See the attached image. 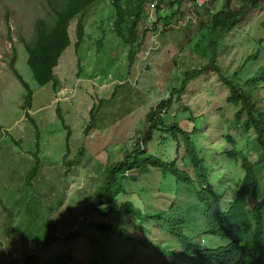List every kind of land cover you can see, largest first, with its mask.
<instances>
[{
	"label": "rangeland",
	"instance_id": "obj_1",
	"mask_svg": "<svg viewBox=\"0 0 264 264\" xmlns=\"http://www.w3.org/2000/svg\"><path fill=\"white\" fill-rule=\"evenodd\" d=\"M131 1L134 0H121L120 3L126 8ZM157 3L158 0H151L142 6L141 15L150 22H143V18L139 21L137 43L142 29L151 27L158 17L171 14V10L163 8V3L156 10ZM222 4L223 0H209L206 7L217 9ZM199 6L183 3L168 25L162 21L157 30L146 32L129 62L128 47L112 28L115 16L112 1L96 0L83 15L84 35L77 45L76 20L70 21V45L53 69L56 82L53 88L51 82L38 85L33 79L19 40L20 36H29L33 19L45 14V2L0 0V250L6 260L0 264H117L121 259L133 256L131 243L123 237L110 234L104 238L94 232L97 242L92 246L80 242L84 241L82 238L66 243L64 236L68 232L60 226L55 233L56 240L38 249L36 244L44 241L40 234H47L45 219L57 225L68 212L74 221L81 219L83 203L90 200L102 184L106 165L131 149L140 135L141 120L151 107L167 97L166 87L173 80H179L185 68L199 62L194 48L206 31L199 30L200 22L207 23L205 12ZM128 14L126 10V16ZM254 17L264 19V1L259 10L249 14L242 27L249 26V20ZM237 33L228 38V49L218 56L224 68L235 69L243 56L255 48L246 36H237ZM261 45L264 46V40ZM13 48V65L32 91L31 105L27 109H22L26 91L9 68ZM262 64L264 54L251 71ZM217 79L215 72L209 70L202 80L196 82L200 89L198 93L191 94L196 84L189 86L184 103L188 113L193 111L195 115H204L199 117V122L215 126L208 129L210 140L228 149L231 145L222 138L223 134L231 133L240 141L246 135L233 131L234 126L223 120V115L220 118L218 105H222L221 109L226 113L231 114L232 110L223 102L224 90ZM258 96L261 97L259 105L264 108V83ZM103 99L108 101L101 103L91 120V108ZM179 105L184 107L181 102ZM179 105L172 103L167 116L182 109ZM179 119L182 126L188 125L185 114ZM90 120L93 125L86 130ZM155 144L158 146L155 141L145 149L152 151ZM171 152H174L173 146L165 143L163 156L172 157ZM36 161V173L28 180L27 175ZM232 169L236 167L225 164L226 177L220 179L225 182L224 186L234 182V175L230 173ZM157 181V177L149 176L143 182L144 191L137 188L140 184L129 183L127 193L119 195L117 203L131 200L142 211L168 208L172 193L159 189L161 186H157ZM211 182L213 187L219 183ZM31 216L35 221L29 224ZM109 218L114 220V216ZM120 221L126 224V220ZM127 228L133 229L131 226ZM158 229L146 222L138 232L140 236L159 243L163 236ZM32 233L33 237L26 236ZM195 239L208 247L224 243L210 235L197 234ZM138 246L129 264H152L159 258L151 246ZM31 254L36 255L37 260H33ZM169 263V260L164 261V264ZM178 263L179 260L172 262Z\"/></svg>",
	"mask_w": 264,
	"mask_h": 264
},
{
	"label": "trees",
	"instance_id": "obj_2",
	"mask_svg": "<svg viewBox=\"0 0 264 264\" xmlns=\"http://www.w3.org/2000/svg\"><path fill=\"white\" fill-rule=\"evenodd\" d=\"M43 1L45 14L36 16L31 23L29 36H20L19 40L26 52V64L33 79L38 85L51 82L55 88L53 69L62 52L70 45V21L76 20L74 32L77 45L84 35L83 15L96 0ZM111 1L115 12L112 28L127 45L129 62L135 56L146 32L157 30L162 21L165 26L168 25L183 3L191 2L196 7L201 5L207 23L200 22L199 30L206 31L194 48L199 62L185 68L179 80H173L166 87L167 97L151 107L141 120L140 135L131 149L125 150L115 162L106 165L102 184L91 199L83 203L81 219L74 221L69 212L57 225L45 219L48 231L46 235L40 234L44 241L37 243L36 249L46 247L56 240L55 233L60 226L68 232L64 236L66 243L82 238L84 241L80 242L92 246L97 242L94 232H99V236L104 238L112 234L127 239L131 243L133 256L139 244L151 246L159 256L152 264H164L168 260L169 264L174 260H179L178 264H264V108L260 107L261 97L258 96L264 83V64L251 71L264 54V46L261 45L264 40V19L257 20L254 17L249 20V26L242 27L249 14L259 10L264 0H223L217 9L206 7L209 0L200 4L199 0H158L156 10L163 3V8L171 10V14L158 17L151 27L142 29L138 43L139 21L143 18V22H150L149 18L142 17V6L151 0H134L126 8L122 7L121 0ZM126 10L129 11L127 16ZM237 31V36H246L255 48L243 56L235 69L224 68L218 56L221 51L228 49V38ZM12 50L9 68L26 91L22 109H27L31 105L32 91L13 65L15 50ZM209 70L217 75L220 87L225 92L223 102L232 110L231 114L226 113L221 109L222 105H218L220 118L223 115V120L234 126L233 131L246 135L240 141L231 133L223 134L222 138L231 145L228 149L210 140L208 129L212 126L214 129L215 126L199 122V117L204 115H195L193 111L188 113L184 103V95L189 86L193 84L194 87ZM195 87L191 94L199 92L197 84ZM106 101L100 100L99 105L91 108V120L101 103ZM174 102L178 105L181 102L184 107L179 105L182 109L167 116ZM181 114H185V120H188L186 127L178 122ZM91 120L86 130L92 124ZM205 126L206 129H203ZM155 141L158 146L155 144L152 151L150 148L145 149ZM165 143L173 146L174 152L170 153L172 157L163 156ZM225 164L236 167L230 171L234 175V182L229 186H224L225 182L220 180L226 177L223 171ZM37 166L36 161L27 175L28 180L36 173ZM149 176L157 177V186H161L159 189L172 193V202L168 208L142 211L131 200L117 203L118 196L127 193L126 187L131 182L140 184L137 188L144 191L143 182ZM212 180L219 183L213 187ZM249 202L253 203L249 205ZM109 216H114V220ZM120 220H126V224ZM34 221L35 217L31 216L28 223ZM146 222L159 228L163 241L152 242L140 236L138 231L145 227ZM73 225H76L75 228H72ZM127 226L133 229L129 230ZM33 234L26 236L33 237ZM197 234L217 237L224 243L216 247L204 246L196 241ZM30 256L37 260L36 255ZM133 256L121 259L117 264H129ZM4 261L1 249L0 262Z\"/></svg>",
	"mask_w": 264,
	"mask_h": 264
},
{
	"label": "built area",
	"instance_id": "obj_3",
	"mask_svg": "<svg viewBox=\"0 0 264 264\" xmlns=\"http://www.w3.org/2000/svg\"><path fill=\"white\" fill-rule=\"evenodd\" d=\"M199 1H202V0H199Z\"/></svg>",
	"mask_w": 264,
	"mask_h": 264
},
{
	"label": "clouds",
	"instance_id": "obj_4",
	"mask_svg": "<svg viewBox=\"0 0 264 264\" xmlns=\"http://www.w3.org/2000/svg\"><path fill=\"white\" fill-rule=\"evenodd\" d=\"M203 2V1H202ZM217 202H219V201H217Z\"/></svg>",
	"mask_w": 264,
	"mask_h": 264
}]
</instances>
